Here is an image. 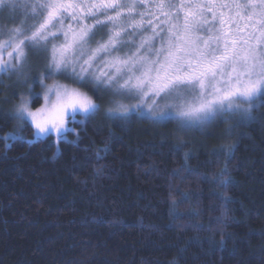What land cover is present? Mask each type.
Listing matches in <instances>:
<instances>
[{
    "label": "trees",
    "instance_id": "obj_1",
    "mask_svg": "<svg viewBox=\"0 0 264 264\" xmlns=\"http://www.w3.org/2000/svg\"><path fill=\"white\" fill-rule=\"evenodd\" d=\"M84 89L99 111L67 141H8L0 117V264H264V106L230 135L231 121L181 131L109 120L115 105Z\"/></svg>",
    "mask_w": 264,
    "mask_h": 264
},
{
    "label": "snow or ice",
    "instance_id": "obj_2",
    "mask_svg": "<svg viewBox=\"0 0 264 264\" xmlns=\"http://www.w3.org/2000/svg\"><path fill=\"white\" fill-rule=\"evenodd\" d=\"M143 6V0H0V11L22 12L24 17L0 40V73H23L33 49H41L47 59L38 78L44 104L35 111L31 108L33 77L28 93L21 95L5 120L18 127L30 122L36 141L53 134L67 141L66 133L73 131L70 125H81L99 111V104L82 88L110 96L115 106L105 115L112 121L129 118L132 109L118 101L130 98L140 101L134 106L139 114L147 104L149 119L175 122L181 131L231 121L226 130L230 135L253 120L254 110L264 106V0L179 6L161 0L157 12L149 13L158 23L146 22V14L136 12ZM89 18L92 24L85 22ZM28 19L34 21L31 26H26ZM104 28L106 38L91 47L97 31ZM148 29L136 43V36ZM205 29L207 36L201 34ZM60 36L63 40L49 47ZM125 46H130L128 52L112 55ZM102 55L105 59L98 64ZM46 80L54 82L46 85ZM234 147L225 144L214 152L224 157L225 173Z\"/></svg>",
    "mask_w": 264,
    "mask_h": 264
},
{
    "label": "rangeland",
    "instance_id": "obj_3",
    "mask_svg": "<svg viewBox=\"0 0 264 264\" xmlns=\"http://www.w3.org/2000/svg\"><path fill=\"white\" fill-rule=\"evenodd\" d=\"M161 0H143V5L145 6V8L142 7V9H139V7L136 9L137 13H145V21L147 22L148 20H153L154 23H158V20H154L152 15H149V13H156L157 9H156V4L160 3ZM170 3L179 6L181 3H200V4H211V3H220L223 2V0H169ZM187 10V9H185ZM161 19H163V17H160ZM181 18H182V14H181ZM136 19H140L139 15L136 16ZM209 19L211 20V15H209ZM24 20V17L22 15V12H17L15 14L11 13L10 10L5 9L3 11H0V40L2 39H6L7 38V30L11 29L19 24H21V22ZM88 24H92L93 20L91 18L87 19L85 21ZM34 23V21L32 19H28L27 20V24L26 26H31ZM67 23H70V21L66 20L65 24L67 25ZM147 27V24L145 25ZM211 26V25H210ZM218 26V25H217ZM108 31V28H104L102 30H98L97 31V35L95 37V40H93L90 44L91 47H95L96 42L99 41L101 39V37H105L106 38V33ZM151 31V29H148V32L145 33H141L140 35H137L135 38L136 43H139V40L141 38V35H146ZM202 35L207 36V30L205 29V31H203L201 33ZM129 37L126 36L125 40H128ZM63 40V36H60L59 40H55V41H50L49 43V47H51L52 43H60ZM157 46H159V40H157ZM129 47L130 46H125L121 52L117 53V52H113L112 55H123L124 53L129 51ZM134 50V49H133ZM5 59L7 58V54L5 53ZM105 59V56H101L100 59L97 61V63H101L103 60ZM47 64V59H46V53H44L41 49H33V51L29 54V57L25 63V67L23 69V73H17V72H4V73H0V80L2 82H4V88L7 89V93H5L4 95H1L0 98V111H7L8 113L11 112L14 109V106L17 105L20 102L21 99V95L22 94H27L29 91V84H33V77L36 78V82L33 84V88L32 91L35 94L33 99L35 98L36 95H39V97L41 98V101L38 105L33 106L31 104V108L33 111H35L37 108H40L43 104H44V100L42 97V88L39 85V75L40 72L43 71L46 67ZM56 80L60 83H67L69 84V86L75 87L76 85L72 84L71 82L61 78V77H56ZM54 81L53 80H46L44 83L47 84H52ZM81 91L86 92L88 95H90L84 88L81 89ZM9 93V95H8ZM101 96H105L106 98H108L110 100V96L109 95H105L103 92H98ZM10 95H15L14 100H12L10 103L9 101V96ZM91 96V95H90ZM97 103V101H95ZM119 103H123L124 105L128 106L129 108L133 110H135V105L140 103V101L138 99L135 98H130V99H123L118 101ZM9 103V104H8ZM148 103H151V101H148ZM161 103H163V101H161ZM4 104L6 105V109L2 108V106H4ZM7 104H8V108H7ZM114 105V104H112ZM242 106H246V105H242ZM0 112V117L2 119L5 118V114ZM144 114H147V104L144 105ZM148 115V114H147ZM236 119V118H234ZM8 120V119H7ZM10 122L12 123L13 127L12 128H7L4 130V132L2 133V135L4 136V138L7 136V140L9 141L11 139L12 136H16V137H23V138H27L29 140L33 139L34 137H30V136H26L23 132H22V128L23 126H17V124L9 119ZM30 124V122H29ZM205 128V127H204ZM34 132V129H33ZM55 137L56 135L53 134ZM57 138V137H56Z\"/></svg>",
    "mask_w": 264,
    "mask_h": 264
}]
</instances>
